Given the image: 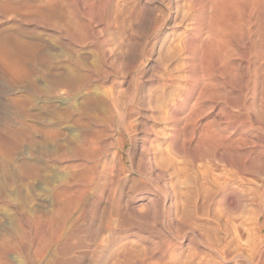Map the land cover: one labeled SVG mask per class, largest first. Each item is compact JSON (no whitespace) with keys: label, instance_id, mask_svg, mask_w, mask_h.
<instances>
[{"label":"rangeland","instance_id":"obj_1","mask_svg":"<svg viewBox=\"0 0 264 264\" xmlns=\"http://www.w3.org/2000/svg\"><path fill=\"white\" fill-rule=\"evenodd\" d=\"M171 4L183 13L192 0H0V144L8 153L0 151V264H29L28 256L31 264H257L260 242L264 259V0H250L251 53L241 42L227 53L222 74L209 67L208 87L199 97L198 89L194 97L186 95L184 57L173 58V45L187 27ZM48 9L47 20L36 12ZM9 35L24 44L4 41ZM78 63L98 66L103 79L84 89L64 79ZM166 73L177 83L163 84ZM108 88L118 97L121 122L116 110L107 120L94 100L93 91ZM118 122L130 126L123 146ZM15 129L26 134L12 149ZM74 138L78 145L86 141L80 145L86 156L81 151L61 161ZM145 139L151 151L162 152L155 168L141 156ZM117 156L124 173L111 178ZM73 180L80 181L76 187ZM57 192L71 195L67 221L66 213L52 214ZM60 220L70 236L60 243L73 242L64 249L68 256L50 248L39 261ZM195 237L222 255L196 246Z\"/></svg>","mask_w":264,"mask_h":264},{"label":"bare ground","instance_id":"obj_2","mask_svg":"<svg viewBox=\"0 0 264 264\" xmlns=\"http://www.w3.org/2000/svg\"><path fill=\"white\" fill-rule=\"evenodd\" d=\"M189 5V4H188ZM171 6L173 7V9H174V11L176 12V14L178 13V9H179V7H177V5H172L171 4ZM180 6V5H179ZM257 6H255V8H256ZM184 8H185V6H184ZM187 9V8H186ZM258 10V9H257ZM48 11V13L47 14H45V12L43 11L42 12V10H37L36 12L37 13H39V14H41V18H44L45 20H47V18H48V15H50V12H52V11H50L49 12V9L47 10ZM180 14H182L181 15V17H180V15H179V17H180V20L183 22V23H186V26L185 27H187L186 28V30H185V33H184V36L182 37V38H180V40L181 39H183L182 41H181V43L180 44H176L177 46H179L178 48H177V46H176V48H175V46L173 45V48L172 49H174V53H173V58L175 57V56H179V54H180V57L181 56H183V57H181V58H183V63L185 64V71H186V75H187V80H186V84H185V86H186V88H185V90H186V95L187 96H192V97H194L195 96V92H196V90L198 89L199 90V93L198 94H196V97H199V96H202V93L204 92V89L206 88V87H208V86H206V84H205V81L206 80H209L208 79V77L211 75H209V73H211L212 71H215L216 73L218 72V73H220V74H222V72H223V69H225L224 68V65H223V62H224V59H226L227 58V53H231L232 52V50L233 49H236L237 48V46L240 44L241 46L243 45L244 46V48H246L247 50H248V52H250V51H252V37H251V19H250V0H192V4H191V7L189 8V6H188V10L186 11H183V13H181V12H179ZM178 13V14H179ZM53 14L51 13V16H52ZM61 15H62V13H61ZM176 17V16H175ZM177 19V18H176ZM180 20H178V22L180 21ZM179 24H181V23H179ZM175 25V24H174ZM174 25H173V27L172 28H175L174 27ZM184 25V24H183ZM178 26V25H177ZM239 27L241 28V36L242 37H244L245 38V42H246V44L244 43V40L242 39L241 40V36L239 35L240 33H239ZM176 29V28H175ZM13 41L14 43H16V45L14 44V46L16 47L17 45L18 46H20V44L21 45H23L24 44V42H22L21 40H19L18 38H15V37H12V35H9V36H5L4 37V41ZM179 40V41H180ZM2 42H3V40H2ZM6 43V42H5ZM4 43V44H5ZM7 44V43H6ZM13 44V43H12ZM28 44V43H27ZM27 44H26V46H27ZM3 45V44H2ZM30 46L31 45H35V43H30L29 44ZM37 45V44H36ZM154 45L155 44H153V47H154ZM239 45V46H240ZM1 46V45H0ZM4 46V48H5V45H3ZM17 46V47H18ZM38 46H39V44H38ZM37 46V47H38ZM22 47V46H21ZM34 47V48H33ZM236 47V48H235ZM4 48H1V49H4ZM19 48V47H18ZM36 47L35 46H32V49L34 50ZM39 48V47H38ZM8 49V48H7ZM37 49V48H36ZM35 49V50H36ZM171 49V48H170ZM169 49V50H170ZM3 51H5L6 52V49L5 50H3ZM171 51V50H170ZM10 52H11V50H10ZM173 52V51H172ZM247 52V53H248ZM8 53V52H7ZM168 53V52H167ZM235 53V52H234ZM251 53V52H250ZM5 54V53H4ZM172 54V53H171ZM233 54V53H232ZM232 54L230 55V57L232 56ZM168 55L170 56V52L168 53ZM236 54H234V56H235ZM5 56L6 55H4V58H5ZM229 56V55H228ZM233 56V57H234ZM232 57V58H233ZM250 57H252L251 55H250ZM229 59V58H228ZM230 60V59H229ZM250 60V59H249ZM177 61V60H176ZM251 61V60H250ZM227 62V61H226ZM99 63V62H98ZM90 64V63H89ZM88 64V65H89ZM180 64L182 65V63H181V61H180ZM88 65L87 64H85V63H78L77 64V66H75L74 68H68L67 70H66V72H65V75H64V79H69V80H71V79H73L74 81L76 80L77 81V83H79V85H81V87H82V89H84L85 87H87V85H89L90 84V82L92 81V80H101V79H103V76H102V74L99 72V70L98 69H96L97 67H93V68H89L90 67V65L92 66V65H94V64H90L89 65V67H88ZM96 65V64H95ZM251 65H253V62L251 61V63H250V66ZM183 66V65H182ZM182 66H180L179 65V67H181V68H183ZM249 66V65H248ZM209 67H213V69H212V71L210 72L209 70ZM252 67V66H251ZM249 68V67H248ZM86 71H88V72H90V71H92V72H90L91 74L90 75H88L87 74V72ZM169 71V70H168ZM252 71V70H251ZM215 73V74H216ZM252 73H253V71H252ZM172 74V73H171ZM170 73H166V77L164 76V78H163V81H164V83L163 84H165V83H169V84H174L175 83V78L176 77H173V75H171ZM214 74V75H215ZM212 75H213V73H212ZM213 75V76H214ZM94 78V79H93ZM160 78H162V77H160ZM74 81L73 82H71V83H74ZM71 83H70V85H71ZM94 83V82H93ZM177 83V82H176ZM175 83V84H176ZM75 85V84H74ZM69 86V85H68ZM67 86V87H68ZM71 86H73V85H71ZM206 86V87H205ZM95 87V86H94ZM93 87V88H94ZM199 87V88H198ZM77 88V87H76ZM88 88V87H87ZM75 89V88H74ZM78 89V88H77ZM76 90V89H75ZM93 94H94V97H95V101L97 100L99 103H100V105H101V108H102V110H101V113L102 114H105V115H108V117H106L107 118V120H112L113 118H114V112H115V110H116V113L115 114H117L116 116H117V118L119 119L120 118V122L123 120V116L118 112V110H117V98L118 97H116L115 95H116V93H114L113 91H112V89L111 88H108V89H106V91H104V92H102V91H98V90H95V91H93ZM97 102V103H98ZM100 108V109H101ZM112 118V119H111ZM116 118V117H115ZM117 119V120H118ZM96 120V119H95ZM102 120V124H103V119H97V121H98V125H100L101 123H100V121ZM116 120V119H115ZM114 120V121H115ZM116 120V121H117ZM109 121V122H110ZM95 123H97V122H95ZM119 123V122H118ZM102 124L100 125V126H102ZM105 124V123H104ZM120 125V127H121V144H122V146L124 145V139H125V135L127 134V131H128V128L130 127V126H128L126 123H119ZM97 125V124H96ZM104 126V125H103ZM130 131V130H129ZM25 134H26V132H25V129H15V130H13L11 133H9V136L12 138V144H10L11 145V148L13 149V148H17V146L21 143V141H22V139L25 137ZM149 138V137H148ZM72 139H73V137H72ZM150 139V138H149ZM70 140H71V138H70ZM120 140V139H119ZM147 140L148 139H145L143 142V146H142V148H141V151H142V153H141V156H142V158H143V161L145 160L146 161V163H151L152 164V166H153V163L159 158V156L160 155H162L161 153V151H158V152H155V151H157L158 149H155L154 148V152L153 151H151L150 150V145H151V143H149V142H147ZM79 142L81 141V140H78ZM78 141H76V139L74 138V140H72L71 142H70V144L69 145H67V149L63 152L64 154V157H63V155H61L62 156V158H61V161H67V159H65V157L66 158H68L69 160H71V158L73 157V159L76 157V156H78V155H80L79 153L81 152V151H83V150H81L84 146H86V144H85V140L83 139V142H82V145H81V143H79V145H78ZM90 141V140H89ZM94 141V139H92V144L91 145H95V143L93 142ZM88 142V141H87ZM4 143V142H3ZM134 144V143H133ZM80 145L82 146V148H80ZM66 146V145H65ZM96 146V145H95ZM122 146L120 145L119 147L120 148H122ZM92 148H94L93 146H92ZM91 148V149H92ZM96 148H97V146H96ZM95 148V149H96ZM5 148H4V146H3V144H2V142H1V144H0V151L3 153V154H8L5 150H4ZM95 149H93L92 151H94ZM63 150V149H62ZM85 150V149H84ZM97 150V149H96ZM102 150H100V152H101ZM62 152H60L59 151V153H62ZM97 152H98V150H97ZM96 152V153H97ZM83 153H84V151H83ZM85 153H86V151H85ZM84 153V155L83 156H86V154ZM88 153V152H87ZM94 153H95V151H94ZM103 153V152H102ZM102 153H100L101 155H102ZM100 154H99V156H100ZM114 154H116V153H114ZM88 155V154H87ZM55 156V155H54ZM57 156H58V154H57ZM81 156V155H80ZM79 156V157H80ZM89 156V155H88ZM95 156V155H94ZM96 156H98V155H96ZM95 156V157H96ZM163 156V155H162ZM161 156V157H162ZM52 157V156H51ZM79 157H77L78 159L77 160H79ZM91 158H92V156H90ZM89 157V158H90ZM94 157V158H95ZM104 157V156H103ZM160 157V158H161ZM42 158V157H41ZM55 158V157H54ZM53 158V159H54ZM57 158V157H56ZM59 158V157H58ZM84 158H86V157H84ZM83 158V159H84ZM88 158V157H87ZM87 158L85 159L86 161H87ZM63 159V160H62ZM65 159V160H64ZM96 159V158H95ZM162 159V158H161ZM167 159V158H166ZM56 160V159H55ZM76 160V161H77ZM89 161L90 160H94L93 158L92 159H88ZM59 161V160H58ZM73 161V160H72ZM75 161V160H74ZM74 161H73V163H74ZM96 161H97V159H96ZM103 161V160H102ZM112 161V160H111ZM115 164H114V167H113V170H111L112 171V173H110V177L112 178V174L113 175H115V176H117V175H119V174H122L123 175V173H124V170H123V166H122V164H121V157H116L115 158ZM67 162H69V161H67ZM78 162V161H77ZM82 162H84V161H82ZM72 163V164H73ZM81 163V162H80ZM114 163V162H113ZM145 162H144V164H146ZM71 164V165H72ZM76 164H78V163H76ZM96 164V163H95ZM95 164L93 163V167H95ZM75 165V164H74ZM35 166V165H34ZM82 166H83V164H82ZM113 166V165H112ZM148 166V165H147ZM158 166V165H157ZM160 166V165H159ZM162 166V165H161ZM36 167V166H35ZM69 167V166H68ZM72 167V166H71ZM97 167V166H96ZM108 167V166H107ZM154 168H155V166H153ZM176 167V166H175ZM111 167H108V172L110 171L109 169H110ZM158 168V167H157ZM164 168V167H163ZM70 169V168H69ZM74 169V168H73ZM91 169H93V168H91ZM90 169V170H91ZM101 170L103 169L102 167L100 168ZM146 169V168H145ZM31 170H33V169H31ZM71 170H72V168H71ZM80 170H82V169H80ZM104 170H105V168H104ZM148 170H149V168H148ZM155 170H157V169H155ZM72 171H75V170H72ZM100 171V170H99ZM107 171V170H106ZM152 171V170H151ZM159 171V170H158ZM93 172V171H92ZM97 172H98V170H97ZM160 172H162L161 170H160ZM163 172H164V170H163ZM162 172V173H163ZM94 173V172H93ZM103 173V172H102ZM102 173H101V176H102ZM107 173V172H106ZM153 173H154V171H153ZM109 174V173H108ZM160 174V173H159ZM158 174V175H159ZM75 175V174H74ZM81 175V174H80ZM95 175V174H94ZM97 175H99V174H97ZM103 175H105L104 173H103ZM121 175V176H122ZM79 176V175H78ZM77 176V178H79ZM82 176H84V174L82 175ZM106 176V175H105ZM120 176V175H119ZM163 176V175H162ZM89 177H92V176H89ZM97 177V176H96ZM100 177V176H99ZM98 177V178H99ZM156 177H158V176H156ZM71 178H75V176L74 177H71ZM81 179H82V177H80ZM87 178V177H86ZM113 178H115L114 176H113ZM119 178V177H118ZM161 177H159V179H160ZM70 179V178H69ZM93 179V178H92ZM91 179V180H92ZM99 179H101V178H99ZM105 179H106V177H105ZM104 179V180H105ZM108 179V178H107ZM106 179V180H107ZM110 179V178H109ZM159 179H157V180H159ZM71 180V179H70ZM76 180V179H75ZM80 180V179H79ZM84 180V179H83ZM86 180V179H85ZM84 180V181H85ZM98 180V179H97ZM97 180H95V181H97ZM69 181V180H68ZM78 181V180H77ZM77 181H74L73 180V182H71L72 184L75 182H77ZM94 181V180H93ZM109 181V180H108ZM108 181H107V183H108ZM113 181V180H112ZM78 182H80V181H78ZM90 182V184L92 183L91 181H89ZM89 182H88V180H87V183L89 184ZM106 182V181H105ZM104 182V183H105ZM115 182V181H114ZM117 182H118V179H117ZM68 183V182H67ZM67 183H65L66 185L65 186H67ZM74 183V184H75ZM84 183V182H83ZM107 183H105V184H107ZM110 183L111 182H109V185H110ZM116 183V182H115ZM203 183V182H202ZM72 184H69V185H72ZM74 184H73V186H74ZM116 184H118V183H116ZM68 185V186H69ZM76 185H77V183H76ZM84 185V184H83ZM64 186V187H65ZM80 186V184L77 186V188ZM88 186V185H87ZM108 186V185H107ZM70 187V186H69ZM74 187H76V186H74ZM83 187V186H82ZM111 187V186H110ZM116 187H117V185H116ZM115 187V188H116ZM219 187V186H218ZM76 188V190H78ZM165 188V187H164ZM163 188V189H164ZM68 189V188H67ZM86 188H83V190H85ZM159 189V188H158ZM166 189V188H165ZM63 190H65V189H63ZM73 190H75V189H73ZM83 190L81 191V192H83ZM89 190V189H88ZM160 190V189H159ZM228 190V189H227ZM263 190V189H262ZM261 190V191H262ZM62 191V190H61ZM158 191V190H157ZM169 191V190H168ZM253 191V190H252ZM255 191H257V190H255ZM66 192V191H65ZM73 192V191H72ZM75 192V191H74ZM77 192V191H76ZM80 192V193H81ZM85 192H87L88 193V191L86 190ZM160 192V191H159ZM166 193H164L165 195H167V191H165ZM238 192V191H237ZM58 193V192H57ZM79 193V192H78ZM79 193V194H80ZM227 193V192H226ZM239 193V192H238ZM247 193V192H246ZM250 193H254V192H250ZM261 193V192H260ZM75 194V193H74ZM82 194V193H81ZM113 194V193H112ZM172 194V193H171ZM240 194V193H239ZM243 194V193H242ZM245 194V193H244ZM248 194V193H247ZM257 194V193H256ZM76 195H78V194H76ZM76 195L74 196V198H76ZM84 195H86V193L84 194ZM160 195V194H159ZM162 195H163V193H162ZM251 195V194H250ZM56 196V201L58 202V206H57V208H56V210L52 213L54 216H65V215H63V213L65 214L66 213V218L65 217H61V218H63L62 220L64 221V218L66 219V221H67V218H68V214H67V209H68V207H69V204H70V206H73V203H72V205H71V201L69 200L70 199V196L71 195H68L69 196V198H68V196L66 197V195L62 192V193H58V194H56L55 195ZM81 196V195H80ZM88 196V195H87ZM87 196H85V197H87ZM241 196H244V195H241ZM252 196H254V195H252ZM64 197H66V198H68L67 199V201H65L63 198ZM82 197V196H81ZM155 197V196H154ZM162 197V196H161ZM160 197V198H161ZM170 197V196H169ZM247 197H248V195H247ZM255 197V196H254ZM257 197V196H256ZM260 197V196H259ZM262 197V196H261ZM261 197H260V199H261ZM65 198V199H66ZM80 198V197H79ZM79 198H77L76 199V201H78L79 200ZM156 198V197H155ZM164 198V197H163ZM80 199H82V198H80ZM112 199V198H111ZM168 199H170V198H168ZM239 199V198H238ZM243 199H244V201H246V199L248 200L246 203H247V205L249 204V203H251L252 201H250L249 202V198H246L245 199V197H243ZM250 199H251V196H250ZM254 199V198H253ZM257 199H259V198H256V200ZM64 200V201H63ZM72 200H73V198H72ZM149 200H150V198H149ZM171 200H172V198H171ZM252 200V199H251ZM80 201V200H79ZM78 201V202H79ZM82 201V200H81ZM111 201V200H110ZM152 201V200H151ZM150 201V202H151ZM159 201V204H160V201H161V203L163 202L162 201V199H160V200H158ZM157 201V202H158ZM165 201V200H164ZM237 201V200H236ZM239 201H242V200H239ZM260 201H262V200H260ZM84 202H85V200H84ZM107 202V201H106ZM149 202V203H150ZM257 202V201H256ZM255 202V203H256ZM83 202H80V204H82ZM112 203V202H111ZM118 203V202H117ZM152 203H153V201H152ZM173 203V202H172ZM237 203V202H236ZM241 203V202H240ZM239 203V206L241 205V206H243L244 204H246L245 202H244V204L242 205V204H240ZM263 203V202H262ZM79 205V203H76L74 206L76 207V205ZM154 204H156V203H154ZM164 204V203H163ZM252 204V203H251ZM250 204V206H252ZM257 204V203H256ZM78 205H77V207H78ZM82 205H84V203L82 204ZM106 205H108V203L106 204ZM237 205V204H236ZM247 205H245L246 207H247ZM81 206V205H80ZM155 206H157V205H155ZM172 206V205H171ZM249 206V207H250ZM253 206H256L257 207V205H253ZM75 207H71V208H75ZM162 207V206H161ZM183 207V206H182ZM245 207V208H246ZM260 207V206H259ZM70 208V209H71ZM81 208V207H80ZM167 208H168V205H167ZM239 208V207H238ZM261 208V207H260ZM259 208V209H260ZM21 209V208H20ZM69 209V210H70ZM117 209V208H116ZM124 209H126V208H124ZM129 209V208H128ZM161 209V208H160ZM171 209V208H170ZM242 209H244V206H243V208ZM258 209V208H257ZM64 210H66L65 212H64ZM73 210V209H72ZM72 210H70V211H72ZM80 210V209H79ZM78 210V211H79ZM84 210V209H83ZM117 210H119V209H117ZM117 210H116V212H117ZM245 210V209H244ZM128 211V210H127ZM166 211V210H165ZM170 211V210H169ZM23 212V211H22ZM118 212H120V211H118ZM140 212V211H139ZM166 212H168V211H166ZM174 212V211H173ZM258 211H256L255 213H257ZM261 212V210L259 211V213ZM69 213V212H68ZM131 213V212H130ZM169 213V212H168ZM52 214H50V215H52ZM102 214H104V213H102ZM101 214V215H102ZM118 214V213H117ZM116 214V215H117ZM121 214H123V213H121ZM35 215V214H34ZM128 215H131V214H128ZM201 215V214H200ZM256 216L258 215V214H255ZM26 215H24V217H25ZM31 216H33V215H31ZM31 216L28 218V221H30V218H31ZM54 216H52V218L54 217ZM121 216V215H120ZM126 216V215H125ZM169 216V215H168ZM259 216V215H258ZM257 216V217H258ZM27 217V216H26ZM35 217V216H34ZM70 217H71V214H70ZM139 217H140V215H139ZM144 217V216H143ZM142 217V218H143ZM256 217V221H258V219L260 218H257ZM36 218V217H35ZM37 218H39V217H37ZM36 218V219H37ZM50 218L49 220L50 221H52L53 219L55 220L57 217H55V218ZM60 218V217H59ZM145 218V217H144ZM35 219V220H36ZM58 219V218H57ZM57 219H56V223H57ZM139 219V218H138ZM27 220V219H26ZM32 220V219H31ZM48 220V221H49ZM126 220V219H125ZM174 220V219H173ZM61 221V220H60ZM63 221H61V222H63ZM118 221V220H117ZM139 221V220H138ZM177 221V220H176ZM175 221V222H176ZM55 222V221H54ZM61 222H59L58 221V226L60 227H57L58 229H60V230H57V231H59L58 232V235L56 236H54L55 237V239L53 240L52 238L53 237H51V240H53L52 241V243H48V242H46V241H44L45 242V244L44 245H47V246H44V247H46V249H45V252H43L42 254H41V256L40 257H37V255L35 256V254H37V252L33 255L34 257H37L38 258V260L40 261L43 257H45V256H47L48 254V252H49V250H50V248H54L53 250H55L57 253H56V255H58V254H60V253H62V254H64V249H65V247H67V245L69 244H67L66 246H65V244L64 243H60V241H61V239H66V237H68L69 235H66V232H64V230H65V228H63V225L65 224V222H63V223H61ZM145 222V221H144ZM178 222V221H177ZM176 222V223H177ZM53 222H51V224H52ZM59 223H61L60 225H59ZM68 223H70V222H68ZM141 224H143V220L140 222ZM179 224V226H181V224H180V222L178 223ZM70 225H72V223L70 224ZM66 226H68V224L66 225ZM173 226H174V224H173ZM61 227H62V229H61ZM186 228L184 225H182V228ZM67 228V227H66ZM184 228L182 229V231L184 232L183 234H185V231H184ZM189 228V227H188ZM192 229V228H191ZM56 230V229H55ZM66 230H68V229H66ZM71 230V232H70V234H72V230L73 229H70ZM99 230H101V229H99ZM186 230V229H185ZM188 231H190V230H188ZM193 231V230H192ZM57 233V232H56ZM175 233V232H174ZM182 233V232H181ZM180 232H179V234H181ZM195 233V232H194ZM176 234V233H175ZM182 234V235H183ZM54 235V234H53ZM66 235V236H65ZM174 235V234H173ZM175 236L176 235H174V237L173 238H175ZM178 237H180L179 235H177ZM197 236V235H196ZM201 236V235H200ZM19 237H21V236H19ZM70 237V236H69ZM191 237H193V235L191 236ZM182 238V237H181ZM190 238V237H189ZM188 238V239H189ZM201 238V237H200ZM71 239H73L72 237H71ZM178 239H180V238H178ZM183 239V238H182ZM192 239V238H191ZM191 239H190V241H191ZM66 241V240H65ZM68 241H70V238H69V240ZM67 241V242H68ZM175 241H177V239L175 240ZM189 241V240H188ZM189 241V242H190ZM194 241V240H193ZM216 241V240H215ZM262 241V240H261ZM7 242V241H6ZM10 242H12V241H10ZM42 242V241H41ZM40 242V243H41ZM43 242V243H44ZM49 242H51L50 241V238H49ZM62 242H63V240H62ZM71 242V241H70ZM234 242V241H233ZM48 243V244H47ZM71 243H73V242H71ZM69 244V245H73V244ZM191 243V242H190ZM195 243H196V246H198V244L199 243H202V245L204 244L205 246H207L208 247V249L207 250H209L212 254H214V256H216L217 254H220V253H218L217 252V250H215V248H217V247H215L214 248V245L213 244H209L208 243V241L206 242V240H200L199 238H196L195 237ZM195 243H194V245H195ZM198 243V244H197ZM207 243V244H206ZM214 243V242H213ZM11 246H13V243H9ZM42 244V243H41ZM64 244V247L62 246ZM192 244H193V242H192ZM230 244V243H229ZM229 244H228V246H229ZM259 244V243H258ZM8 245V244H7ZM19 245V244H18ZM213 245V246H212ZM39 246V245H38ZM42 246V245H41ZM42 246V249H44V247ZM226 246V245H225ZM260 247H258V249H256V252L255 251H253V253L255 252L256 253V260H257V264H264V259L263 260H261L262 258H261V254L263 253V252H261V242H260V245H259ZM9 248H10V246H8ZM14 247V246H13ZM13 247L11 248V249H13ZM36 247V246H35ZM71 247V246H70ZM200 247V246H199ZM219 247V246H218ZM224 247V246H223ZM222 247V248H223ZM15 248H16V246H15ZM18 248V247H17ZM38 248V247H37ZM68 248H69V246H68ZM73 248V247H72ZM72 248H69V249H71V251L73 250ZM206 248V247H205ZM35 249V248H34ZM156 249V248H155ZM167 249V248H166ZM218 249V248H217ZM227 249V248H226ZM16 250V249H15ZM22 250V249H21ZM36 250H38V249H36ZM35 250V251H36ZM39 250H40V246H39ZM171 250V249H170ZM219 250V249H218ZM220 250H223V249H220ZM225 250V249H224ZM13 251H14V249H13ZM20 251V250H19ZM34 251V252H35ZM40 251H42V250H40ZM40 251H38L39 253V255H40ZM52 251V250H51ZM62 251H64V252H62ZM66 251L68 252V254H69V250H67L66 249ZM70 251V252H71ZM166 251V250H165ZM263 251V250H262ZM21 252V251H20ZM33 252V253H34ZM54 252V251H53ZM164 252V251H163ZM222 252V251H221ZM72 253V252H71ZM74 253V252H73ZM165 253V252H164ZM168 253V252H167ZM166 253V254H167ZM226 253V252H225ZM65 254H66V252H65ZM65 254H64V256H65ZM170 254H171V252H170ZM204 254V253H203ZM29 255V254H28ZM55 255V254H54ZM67 255V254H66ZM72 255V254H71ZM163 255V254H162ZM169 255V254H168ZM220 255H222V254H220ZM52 256H53V254H52ZM59 256V255H58ZM68 256V255H67ZM167 256V255H166ZM217 256H219V255H217ZM216 256V257H217ZM263 256V255H262ZM66 257V256H65ZM210 257V256H209ZM212 257V256H211ZM25 258V257H24ZM23 258V260H27V263H29V264H31V258L28 256V257H26L25 259ZM49 258H50V256H49ZM54 258V257H53ZM58 258V257H57ZM60 258V257H59ZM58 258V259H59ZM64 258V257H63ZM215 258V257H214ZM218 258V257H217ZM220 259H221V256L219 257ZM264 258V257H263ZM34 259V258H33ZM45 259V258H44ZM46 259H48V258H46ZM51 260H53L54 261V259H52V257L50 258ZM66 259V258H65ZM36 260L37 259H35V262H36ZM49 260V259H48ZM48 260H46V261H48ZM62 260V259H61ZM64 260V259H63ZM68 261H69V259H68ZM42 262V261H41ZM63 262V261H62ZM66 262V261H65ZM25 263V262H24ZM32 263H34V262H32ZM57 263V262H56ZM61 263V262H60ZM36 264V263H35ZM53 264H55V263H53ZM62 264H65V263H62Z\"/></svg>","mask_w":264,"mask_h":264}]
</instances>
